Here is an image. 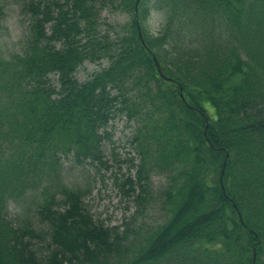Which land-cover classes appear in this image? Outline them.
I'll use <instances>...</instances> for the list:
<instances>
[{
	"label": "trees",
	"instance_id": "16d2710c",
	"mask_svg": "<svg viewBox=\"0 0 264 264\" xmlns=\"http://www.w3.org/2000/svg\"><path fill=\"white\" fill-rule=\"evenodd\" d=\"M105 9L128 18L103 33ZM23 11L25 49L0 57V264H264V0H29ZM118 114L134 122L144 209L151 176H167L164 222L105 226L60 180L38 195L47 227L9 220V199L58 153L98 157Z\"/></svg>",
	"mask_w": 264,
	"mask_h": 264
},
{
	"label": "rangeland",
	"instance_id": "374dc122",
	"mask_svg": "<svg viewBox=\"0 0 264 264\" xmlns=\"http://www.w3.org/2000/svg\"><path fill=\"white\" fill-rule=\"evenodd\" d=\"M29 0H0L3 14L0 15V57L11 59L25 49L26 32L29 16L24 13L23 5ZM128 16L118 11L103 10L100 29L104 33L110 26L125 22ZM161 15L152 12L149 28L157 32L161 26ZM108 64L107 60L98 62L85 61L78 69L76 77L79 81L87 80L90 75ZM55 84L56 75H51ZM0 88V93H2ZM213 113V108L208 107ZM134 122H129L125 115H116L109 121L108 134L101 141V149L96 158H84L78 161L74 155L58 153V163L49 165L45 174L39 177L38 184L26 193L12 196L8 201L7 217L14 224L32 222L37 229L47 227L41 223L37 215V201L41 185L50 186L63 181L70 186L80 188L83 192L85 208L96 222L105 226H118L124 230L127 226L135 228L144 225L147 228L164 222L169 211L163 207L161 192L168 179L164 174L154 173L149 182L150 202L144 207L138 202L140 187L138 184V164L140 157L130 142ZM15 149L9 148L8 153ZM56 168V169H55ZM144 209V211H143ZM130 230V229H129ZM49 238L40 242V248L48 252Z\"/></svg>",
	"mask_w": 264,
	"mask_h": 264
},
{
	"label": "water",
	"instance_id": "95a60500",
	"mask_svg": "<svg viewBox=\"0 0 264 264\" xmlns=\"http://www.w3.org/2000/svg\"><path fill=\"white\" fill-rule=\"evenodd\" d=\"M155 61H156L157 64H159L156 58H155ZM158 70H159L160 74H163L161 67H159Z\"/></svg>",
	"mask_w": 264,
	"mask_h": 264
}]
</instances>
